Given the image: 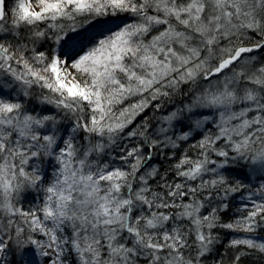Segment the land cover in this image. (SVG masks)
Returning <instances> with one entry per match:
<instances>
[{"label":"snow or ice","instance_id":"obj_1","mask_svg":"<svg viewBox=\"0 0 264 264\" xmlns=\"http://www.w3.org/2000/svg\"><path fill=\"white\" fill-rule=\"evenodd\" d=\"M118 14L134 19L92 36L86 50L81 41L82 54L60 47L70 32ZM248 33L260 41L246 46ZM48 41L50 50H37ZM259 49L264 0H0V264H17L30 245L47 264H71L69 256L76 264H202L218 242L213 229L264 228V183L252 189L225 174L243 161L264 176V64L251 68L247 55ZM34 88L57 113L25 107L20 98ZM177 95L188 102L156 129L147 117L133 127ZM200 109L216 119L176 135ZM60 114L72 120L64 136ZM193 128L202 130L191 145L197 154L184 152L169 180L150 162ZM158 175L159 191L150 183ZM236 193L251 208L238 206L241 215L223 223ZM229 247L241 249L232 264L244 249L264 254V240L249 235Z\"/></svg>","mask_w":264,"mask_h":264},{"label":"trees","instance_id":"obj_2","mask_svg":"<svg viewBox=\"0 0 264 264\" xmlns=\"http://www.w3.org/2000/svg\"><path fill=\"white\" fill-rule=\"evenodd\" d=\"M12 6V0H9V7ZM134 18L129 14H118L115 17L109 16L100 18L99 20L94 21L92 24H87L83 28H79V30L75 33L70 32L67 37L63 41H61L60 47H67V49H72L74 44L71 42H77L80 43L81 41L84 42L86 46L85 50L90 47L91 45L88 43L89 38L92 36H96L97 38H101L99 36V33L104 32L107 34V29L112 30H118V27L123 26L125 23L132 22ZM43 27V25L41 26ZM28 29L21 28L20 32L22 34H27ZM11 40L12 38L9 37ZM235 40V37H233ZM260 37L256 33H248L246 37L243 38V42L246 46L251 45L255 42L260 41ZM13 43H16L17 41L12 40ZM27 42V41H25ZM239 41H237L238 43ZM226 43V42H225ZM73 45V46H71ZM52 41H48L46 44L44 42H37L36 48L37 50H44L48 51L52 47ZM259 56V59L254 61V63L251 64V68H257L260 65L264 64V49H259L255 52H253ZM250 53V54H253ZM5 79H10L5 77ZM205 82V81H204ZM204 82H202L204 84ZM251 85V84H249ZM252 87H255L254 85H251ZM250 86V87H251ZM187 88V86H185ZM40 92V89L34 88L32 97L29 98H23L21 97V101L25 104V107L29 110H34L35 113H39L41 115H47V114H55L57 113V110L51 106V105H45L40 104L38 100L36 99V95H38ZM188 102V97L185 95H177L173 97L171 100L165 102L163 106L159 110L155 109H149L147 112H145L142 116L137 117L136 122L134 123L133 127H135L136 124L143 121L145 117H147L150 120L152 130L156 129L161 123L162 118L166 116L171 111L175 110L178 107H181L183 104ZM198 112H202L203 109L197 110ZM187 116H191V119H185L183 123H181L176 129L180 127L179 132L187 131L188 125L193 123L195 120V116L199 115H192V114H186ZM58 119L60 120V124L58 127L61 129V135L64 136L67 130L70 128L72 124L71 118L65 119L63 118L62 114L58 115ZM185 123V124H184ZM205 127L211 128L212 124L208 123L205 125ZM175 129V132H176ZM214 130V129H213ZM179 132H176V135H179ZM202 130H196L193 128L192 135L190 136L188 141H179V147L176 149H162L160 152H156L154 155L153 160L150 162L151 165L157 166L160 170V173L163 174L167 172L168 179L172 180L174 178V172L172 171V166L178 162L180 157L183 155L184 152H187L189 156L195 157L197 154V150L191 148V145L196 143L201 138ZM84 133H80L77 139L79 137L83 136ZM83 143V141H80ZM131 143H139V141H132ZM131 146V144L129 145ZM144 151L147 152V147L144 148ZM116 154V153H114ZM48 162L45 161V167H47ZM51 172V169H49V173ZM228 177L229 183H234L235 181H240L244 185H250L252 189L258 188L260 184L264 183V176L258 175L251 170L250 165H245L243 161L237 163L234 167V170H230L225 173ZM50 175V174H49ZM48 175V176H49ZM47 176V177H48ZM46 177V178H47ZM50 178V177H49ZM211 177H205V179H209ZM160 176L158 175L155 180L150 181L152 187L159 191L158 184L160 183ZM177 182L179 180L177 179ZM249 188H245L243 190V195H247L249 192ZM33 193L29 192L26 194V200L25 203L27 204L28 201H31L33 199ZM241 193H236L235 195H232L229 197L228 203H229V209L226 212L221 213V222L227 223L232 221L233 219L239 217L241 213L237 211L238 206L248 203L249 208H251V202L245 201L241 199ZM256 199L257 197H253ZM187 201V198H186ZM219 203V201L213 199L211 204H206L205 208L202 209V214L206 215L211 211V208L216 206ZM214 234L218 236V242L214 245L212 248V251L209 252L205 257L202 258V264H218V262L222 261V264H232V261L235 257L236 252L240 251V248L233 249L229 247V241L233 238L239 237V236H245L249 235L257 240H264V228H259L256 233L253 234H245V233H236L231 232L224 228H215L213 229ZM37 239H42L43 237L37 235ZM194 239V237H190V242ZM34 246H28L23 251L18 252L15 256V260L17 264H20L22 261V255H25L27 252L33 250ZM245 251L249 252L248 255L242 256L240 260V264H264V254L258 253L255 250H247ZM188 251H191L190 249ZM69 259L71 260V264H76L75 259L72 256H69ZM19 261V262H18ZM23 263V262H22Z\"/></svg>","mask_w":264,"mask_h":264},{"label":"rangeland","instance_id":"obj_3","mask_svg":"<svg viewBox=\"0 0 264 264\" xmlns=\"http://www.w3.org/2000/svg\"><path fill=\"white\" fill-rule=\"evenodd\" d=\"M72 43L74 44V46L71 45V46H73L72 49H70V48L67 49V47L64 46V47H62L63 51L68 53L69 57L74 56L77 52H80L82 54V51H81V48H80V43L71 42V44ZM85 44H84V50H85V48L87 46ZM247 55L255 57L254 61L259 59V56L257 54H255V53L247 54ZM254 61H252L251 64L254 63ZM215 81H216V78L214 77L213 78V83H215ZM204 85H207L206 81L204 82ZM250 86L251 85H248V87H250ZM241 87H243V85H241ZM204 117H208L209 121L216 119V117L214 115H212L209 110H204L203 109V111L201 112V115L195 116V120H197V119L203 120ZM195 120L193 121L192 125H194ZM189 125H191V124H189ZM179 130H180V127H179V129L178 128L176 129V132H179ZM179 134H180V132H179ZM49 177H50V175L47 178L50 179L51 177L50 178ZM33 248H34L33 250L27 252L25 255H22V257H21L22 261H21L20 264H47V258L39 255V251L35 247H33Z\"/></svg>","mask_w":264,"mask_h":264}]
</instances>
